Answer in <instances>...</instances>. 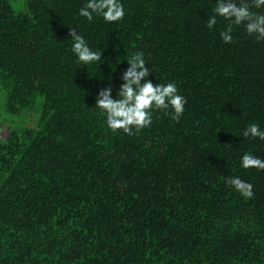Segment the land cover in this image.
Here are the masks:
<instances>
[{
  "label": "trees",
  "instance_id": "trees-1",
  "mask_svg": "<svg viewBox=\"0 0 264 264\" xmlns=\"http://www.w3.org/2000/svg\"><path fill=\"white\" fill-rule=\"evenodd\" d=\"M85 2L0 0L15 116L0 121V264H264V170L241 166L245 152L264 160V140L242 135L264 130V40L241 24L225 43L228 21L206 26L216 0H121L111 23L78 15ZM69 28L102 59L79 62ZM138 51L146 79L174 82L186 104L130 136L95 103L103 87L117 98Z\"/></svg>",
  "mask_w": 264,
  "mask_h": 264
},
{
  "label": "clouds",
  "instance_id": "clouds-1",
  "mask_svg": "<svg viewBox=\"0 0 264 264\" xmlns=\"http://www.w3.org/2000/svg\"><path fill=\"white\" fill-rule=\"evenodd\" d=\"M264 6V0H216L214 15L206 20V26L211 29L217 23V16L228 21L220 36L225 43H231L233 26L244 24L247 33L255 36L257 41L264 40V13L255 12L253 8ZM78 15L93 21L94 15L102 17L106 22L122 20L125 12L121 0H86L79 9ZM68 35L72 40V52L78 61L84 65L100 61L102 51H94L84 37L75 28H69ZM128 67L123 71L117 92V98H112L111 86L101 88L96 94V107L106 116L107 126L112 131L123 130L128 135H135L142 128L152 123V110L164 111L174 121H179L183 115L186 99L178 94L176 84H153L146 79L150 70L142 52H135L127 59ZM135 129V132L133 131ZM244 137L251 136L264 140V130L258 124L251 123L244 130ZM241 166L245 169L256 168L264 170V160L245 152L241 157ZM225 182L238 191L244 198L254 196L253 185L239 177H227Z\"/></svg>",
  "mask_w": 264,
  "mask_h": 264
},
{
  "label": "rangeland",
  "instance_id": "rangeland-1",
  "mask_svg": "<svg viewBox=\"0 0 264 264\" xmlns=\"http://www.w3.org/2000/svg\"><path fill=\"white\" fill-rule=\"evenodd\" d=\"M12 3L16 8H19L18 6L21 4V0H12ZM5 97L6 96L3 93H0V121L3 123L1 126L2 128H3V125L6 123L7 120H10V119L15 117L12 113H10L6 109ZM7 130H8V127L5 126L3 129V132H2L3 137L7 136Z\"/></svg>",
  "mask_w": 264,
  "mask_h": 264
}]
</instances>
